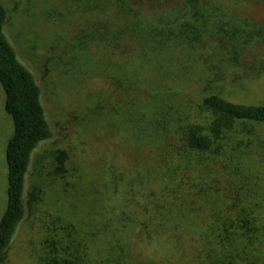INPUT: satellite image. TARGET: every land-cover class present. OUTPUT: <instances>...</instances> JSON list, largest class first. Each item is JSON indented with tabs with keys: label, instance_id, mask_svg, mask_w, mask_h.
Wrapping results in <instances>:
<instances>
[{
	"label": "rangeland",
	"instance_id": "1",
	"mask_svg": "<svg viewBox=\"0 0 264 264\" xmlns=\"http://www.w3.org/2000/svg\"><path fill=\"white\" fill-rule=\"evenodd\" d=\"M1 1L9 12L8 34L42 83L54 131V137L33 154L26 184L30 208L3 264H45L50 243L60 233L75 232L73 227H80L85 219L91 222V211L101 218L113 207L138 213L145 210L138 203H145L143 196L160 181L157 166L174 154L166 155L149 141L157 131L153 121L141 138L139 128L152 119L156 104L170 103L171 114L184 118L186 126L193 121L209 125L214 119L201 103L210 90L235 102L264 104V0H225L238 15L263 25L262 30L251 33L253 39L237 59L233 48L208 40L198 60L187 63L182 80L159 90L163 99L155 95L156 76L151 73L145 81L133 73L129 85L134 90L129 94L96 73L92 55L102 58V54L81 40H86L82 35L104 14L94 13L89 0ZM249 34L244 31L242 35ZM236 39L245 45L244 39ZM106 62L101 65L119 71L118 65L110 63L113 60ZM208 80L210 90H204ZM13 132L0 82V220L7 206L6 149ZM222 137L225 151L212 165L211 175L202 162L199 222L206 226L216 218L215 212L230 209L235 213L249 207L255 212L256 226L264 229V122H236ZM60 150L65 151V159L60 160ZM115 183L119 194L112 198ZM133 194L135 200L126 206L124 198Z\"/></svg>",
	"mask_w": 264,
	"mask_h": 264
},
{
	"label": "trees",
	"instance_id": "2",
	"mask_svg": "<svg viewBox=\"0 0 264 264\" xmlns=\"http://www.w3.org/2000/svg\"><path fill=\"white\" fill-rule=\"evenodd\" d=\"M89 1V8L94 13L103 11L104 16L82 35L86 40L81 42L86 47L90 42L89 47L102 54V58L92 55L96 73L110 78L128 94L132 93L133 73L140 81L151 73L156 76L155 95L163 99L159 90L182 80L187 63L198 60L208 40L233 48L237 59L250 43L251 33L263 28L248 16L238 15L225 0ZM8 19V9L0 0V82L5 110L14 123L6 149L8 188L0 220V264L30 208L26 184L33 154L54 137L42 83L19 55L7 31ZM244 31L251 37L243 36ZM238 37L245 45L237 42ZM104 60L106 64L113 60L110 63L118 65L119 71L103 67ZM209 83H204V90H210ZM201 103L214 116L209 125L193 121L186 126L184 118L171 114L172 105L163 102L156 104L146 126H140L144 138L153 121L157 131L149 141L168 156L174 153L157 166L156 179L160 175V181L154 191L143 196L146 202L138 203L145 210L138 213L113 207L101 218L89 212L91 222L85 219L80 227H73L75 232L60 233L50 243L51 254L45 264H264V229L256 226L253 209L215 212L216 218L206 226L200 224L197 214L202 162L211 175L212 165L225 151L222 135L239 121L264 122V104L235 102L212 90ZM59 154L60 160L65 159V151ZM118 194L115 183L112 198ZM135 198V194L127 195L126 206Z\"/></svg>",
	"mask_w": 264,
	"mask_h": 264
}]
</instances>
